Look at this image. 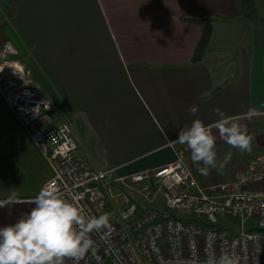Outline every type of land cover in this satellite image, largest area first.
<instances>
[{
    "label": "crops",
    "instance_id": "0c3cea01",
    "mask_svg": "<svg viewBox=\"0 0 264 264\" xmlns=\"http://www.w3.org/2000/svg\"><path fill=\"white\" fill-rule=\"evenodd\" d=\"M6 1L72 98L75 134L97 169L122 177L182 157L199 183L210 186L232 180L247 155H264V25L253 16L257 0ZM186 15L227 19L188 24L181 20ZM192 105L195 114L187 111ZM217 107L247 127L250 149L218 138L217 165L202 172V162L170 141L195 118L214 122ZM8 115L0 95V130ZM33 198L0 208V225L30 210Z\"/></svg>",
    "mask_w": 264,
    "mask_h": 264
},
{
    "label": "built area",
    "instance_id": "2783aa9c",
    "mask_svg": "<svg viewBox=\"0 0 264 264\" xmlns=\"http://www.w3.org/2000/svg\"><path fill=\"white\" fill-rule=\"evenodd\" d=\"M15 55L11 42L0 46V95L51 171L43 186L76 196L89 215L110 214L109 226L91 234L95 251L79 264H206L225 252L238 256V264H264V233L252 231L264 230V155L232 180L210 186L199 183L182 157L114 176L94 166L72 124L58 117L30 72L11 59ZM220 217L238 220V232L222 226ZM248 221L257 227L248 228Z\"/></svg>",
    "mask_w": 264,
    "mask_h": 264
},
{
    "label": "clouds",
    "instance_id": "9594fccd",
    "mask_svg": "<svg viewBox=\"0 0 264 264\" xmlns=\"http://www.w3.org/2000/svg\"><path fill=\"white\" fill-rule=\"evenodd\" d=\"M187 111L195 114L198 107L192 105ZM213 111L218 114L214 122L195 118L170 141L183 145L194 162H202L205 166L202 172L217 165L218 138L241 151L250 149L252 139L243 123L218 107ZM231 155L228 152L224 160H229ZM15 202L13 194L6 201H0V207ZM32 203L34 206L13 222L0 225V264H65L66 258L72 264H79L86 253L95 251L91 234L107 228L110 223L109 213L89 215L76 196H69L54 186H42ZM238 262V256L225 252L209 256L206 264Z\"/></svg>",
    "mask_w": 264,
    "mask_h": 264
},
{
    "label": "trees",
    "instance_id": "16d2710c",
    "mask_svg": "<svg viewBox=\"0 0 264 264\" xmlns=\"http://www.w3.org/2000/svg\"><path fill=\"white\" fill-rule=\"evenodd\" d=\"M256 3L257 2L253 1L252 4V12L255 18V22L257 25H264V15L258 9ZM221 19H227V18L198 17L192 15H186L181 18V20L184 23L200 24V25L204 23H211L213 21H220ZM0 28L4 33L5 42H11L17 50V55L12 56L11 59L15 61H19L25 66L26 70L31 73L33 80L42 86V88L46 92V96L48 97L50 102L56 107L58 112L71 118L70 120L75 119L77 121L78 120L76 114L77 108L75 107V104L73 103V100L68 94L65 86L56 75L50 63L45 58L43 52L35 42L34 38L31 36L27 28L17 17L16 13L12 11L10 4L6 0H0ZM15 121L17 124V129L20 130L22 133H24L25 137L29 139L32 145H34V143L31 141L27 133L18 123V121L16 119ZM76 125L78 126L82 124L79 123ZM5 129L7 131L9 130L10 132V126L7 123ZM2 138H3L2 130H0V139ZM3 144L4 143L0 142V163H3L4 165V163L6 162L9 167L10 163H8L6 159L4 160L8 152H6L3 155V150H2V148H4L7 144L6 145ZM22 151L23 150L16 151L13 155L11 154L9 156L12 157L13 158L12 160L14 161L15 159H17L19 155L23 156ZM38 153L40 157L44 159L39 151ZM43 184L44 183H42L34 192H29L30 195L18 196V197L35 196L38 193V191L41 189Z\"/></svg>",
    "mask_w": 264,
    "mask_h": 264
},
{
    "label": "rangeland",
    "instance_id": "374dc122",
    "mask_svg": "<svg viewBox=\"0 0 264 264\" xmlns=\"http://www.w3.org/2000/svg\"><path fill=\"white\" fill-rule=\"evenodd\" d=\"M256 4L258 6V9L264 15V0H257ZM2 39H4V33L0 28V40ZM217 58L226 59L224 56H218L216 57V59ZM37 84L40 86L44 96L47 97L46 92L44 91L42 86L39 83ZM7 117V124L10 126V132L9 130L7 131L4 127L5 131L2 130V139H5L9 143L4 148H2V150L3 155L8 152L4 160L6 159V161L10 163V165L8 167V164L5 161L4 165L3 163H0V199H7L13 194H15L16 199H18V196L30 195L29 192H34L42 183L47 181L51 176V171L45 160L40 157L36 149L37 147L35 146V148L34 145L31 144L29 139L25 137L24 133L17 129V124L14 117L11 115H8ZM58 117H63L66 121L72 124L74 128L72 120H70L71 118L61 114L60 112L58 113ZM19 150H23V156L19 155L17 159L13 161V158L9 155H13L16 151ZM84 153H86V156L91 160L94 166L97 167L92 154H88L87 152ZM255 156L256 155L254 154L247 155L248 161L245 163V165L250 162ZM13 163L15 167L13 166ZM139 200L142 201V203L146 207H151V205L143 198H139ZM156 204L162 206L160 202H157ZM219 223L225 228L232 231V233L234 234L238 232L239 226L238 220L236 219H233L231 217H220ZM247 226L248 228L257 227L255 221H248Z\"/></svg>",
    "mask_w": 264,
    "mask_h": 264
},
{
    "label": "water",
    "instance_id": "95a60500",
    "mask_svg": "<svg viewBox=\"0 0 264 264\" xmlns=\"http://www.w3.org/2000/svg\"><path fill=\"white\" fill-rule=\"evenodd\" d=\"M252 231L264 233V230H260V229H253Z\"/></svg>",
    "mask_w": 264,
    "mask_h": 264
}]
</instances>
